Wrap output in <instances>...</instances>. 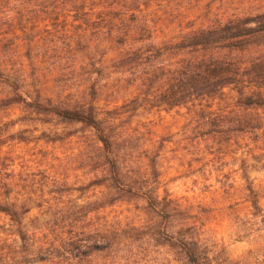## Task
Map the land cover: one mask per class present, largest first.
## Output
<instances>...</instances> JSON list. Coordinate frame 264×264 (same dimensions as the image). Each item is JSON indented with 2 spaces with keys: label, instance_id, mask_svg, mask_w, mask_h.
I'll return each instance as SVG.
<instances>
[{
  "label": "trees",
  "instance_id": "trees-1",
  "mask_svg": "<svg viewBox=\"0 0 264 264\" xmlns=\"http://www.w3.org/2000/svg\"><path fill=\"white\" fill-rule=\"evenodd\" d=\"M147 1L0 0V149L8 141L5 113L14 107L80 124L82 131L91 132L83 141L87 151L81 153L95 172L86 186L106 189L103 204L95 202L89 212L119 202H140L147 216L140 225L107 218L104 224L75 228L56 245L49 235L51 226L26 228L24 216L31 207L9 200L10 183L5 178L11 176L10 163L4 156L0 158V213L17 225L16 233L29 249V263L51 260L58 249L79 262L105 253L110 264L123 263L136 257L138 243L145 240L148 246L168 248L181 264H226L217 260L190 214L168 194H161L158 153L148 152L141 170L134 154L137 138L115 122L114 110L103 114L99 103L105 91L114 96L128 90L130 98L122 107L195 109L196 124L205 138L220 140L258 130L264 120L260 114L264 110V10L189 26L175 35L161 28L160 22L154 24L143 8ZM70 16L79 21L77 32L65 33L63 45L42 47L36 36L41 24L48 28V18L63 17L58 25L67 28ZM20 31L29 37L23 38ZM24 39L27 48L22 51ZM80 46L93 50L94 57L97 53L112 56L107 63L87 58L51 62L57 50L75 55ZM113 72L124 75L121 83L105 89L98 86ZM227 88L239 94L235 107L213 109L212 101L222 98ZM251 191L258 207V196Z\"/></svg>",
  "mask_w": 264,
  "mask_h": 264
},
{
  "label": "rangeland",
  "instance_id": "rangeland-1",
  "mask_svg": "<svg viewBox=\"0 0 264 264\" xmlns=\"http://www.w3.org/2000/svg\"><path fill=\"white\" fill-rule=\"evenodd\" d=\"M147 2L148 7L143 8L155 20L154 24L160 22L161 28L175 35L189 26L199 27L219 18L264 10V0ZM62 19L48 18V28L41 24L36 36L41 38L42 47L63 45L65 33L77 32L79 21L70 16L67 28H63L58 25ZM20 33L23 38L29 37L24 31ZM87 33L91 35V30ZM27 41H21L22 51L26 50ZM80 47L75 55L59 54L57 50L58 55L51 62L66 64L73 58H87V61L104 59L107 63L112 56L97 53L94 57L93 50ZM120 76L124 75L113 72L100 79L98 86L113 87L114 83H121ZM129 96L128 90L114 96L105 91L99 106L106 116L108 110H114L113 116H118L115 122L137 138L134 154L139 156L140 169L145 168L148 152L158 153L161 194H168L190 214L220 263L227 264L230 260L238 264H264V120L254 132L215 140L200 135L195 109L122 107ZM238 97L236 90L227 88L222 98L212 101V108L217 111L234 108ZM260 112L264 118V110ZM5 115V121L9 122L8 141L0 149V158H9L11 176L5 178L10 183L9 200L26 203L32 209L24 216L26 228L32 230L47 223L52 228L51 239L61 245V240L73 229L104 224L107 218L121 220L124 225L144 222L147 216L140 202H119L89 212L95 202L103 204L106 191L105 187L86 186L95 177L87 165L88 158L84 157L87 149L83 141L90 131H82L80 124L46 119L21 107L11 108ZM251 188L258 196V207L253 205ZM0 225H5L0 228V264H110L105 253L79 262L64 256L60 249L51 260L29 263V249L16 233L17 225L9 222L4 213H0ZM138 245L134 259L112 264H181L166 247L148 246L145 240Z\"/></svg>",
  "mask_w": 264,
  "mask_h": 264
}]
</instances>
